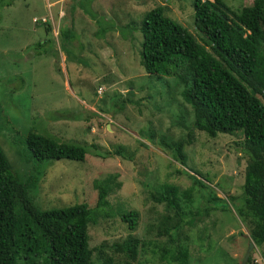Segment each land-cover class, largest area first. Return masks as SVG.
I'll list each match as a JSON object with an SVG mask.
<instances>
[{
	"label": "rangeland",
	"instance_id": "obj_1",
	"mask_svg": "<svg viewBox=\"0 0 264 264\" xmlns=\"http://www.w3.org/2000/svg\"><path fill=\"white\" fill-rule=\"evenodd\" d=\"M222 1L235 11L252 2ZM157 5L194 35L191 0H0V148L40 211L93 208V181L115 176L119 187L87 226L92 264H172L160 260V252L168 248L163 230L176 218L151 195L171 185L179 196L191 176L225 208L178 231L189 240L188 264H241L251 243L249 226L226 200H242L243 137L209 138L194 130L174 78L148 76L139 65V34L125 25L138 24ZM256 97L264 105V96ZM29 132L84 146V160L34 161L23 145ZM161 141L183 142V166ZM194 191L193 213L204 201V193ZM128 212L137 214L133 231L119 219ZM132 238L133 252H114L113 244ZM247 253L244 264H264V244H252Z\"/></svg>",
	"mask_w": 264,
	"mask_h": 264
},
{
	"label": "trees",
	"instance_id": "obj_2",
	"mask_svg": "<svg viewBox=\"0 0 264 264\" xmlns=\"http://www.w3.org/2000/svg\"><path fill=\"white\" fill-rule=\"evenodd\" d=\"M191 10L194 35L165 15L159 5L147 9L138 24L125 25L124 29L139 34V65L145 74L158 79L172 77L181 87L180 96L191 111L194 130L209 138L242 135V152L246 155L242 200L229 198L226 202L233 205L238 218L247 221L249 240L257 248L264 244V105L256 97L264 96V0H252L239 11L222 0H191ZM105 32L103 27L96 34ZM23 145L34 161L82 162L86 154L82 145L33 132L25 135ZM162 145L172 149L174 162L185 164L182 141ZM114 154L127 157L116 150ZM114 177L93 181V208L77 204L40 211L29 199L26 186L11 172L0 148V264H92L87 226L108 206V193L119 187ZM190 179L191 186L179 196L171 185L151 195L156 204L172 209L176 218L175 224L162 233L168 238V248L161 250L160 260L166 263L188 264L189 240L178 236V231L202 222L211 211L225 208H219L222 199L211 194L196 176ZM194 189L204 193V201L193 213L190 202ZM119 219L127 230L135 229L136 212L121 214ZM136 246L137 240L132 238L112 247L125 256Z\"/></svg>",
	"mask_w": 264,
	"mask_h": 264
},
{
	"label": "water",
	"instance_id": "obj_3",
	"mask_svg": "<svg viewBox=\"0 0 264 264\" xmlns=\"http://www.w3.org/2000/svg\"><path fill=\"white\" fill-rule=\"evenodd\" d=\"M251 246H252V243H250V244L248 245L247 252L250 250ZM247 252H246V254L244 255V258H243L241 264H244V262L246 261V258H247V255H248Z\"/></svg>",
	"mask_w": 264,
	"mask_h": 264
},
{
	"label": "clouds",
	"instance_id": "obj_4",
	"mask_svg": "<svg viewBox=\"0 0 264 264\" xmlns=\"http://www.w3.org/2000/svg\"><path fill=\"white\" fill-rule=\"evenodd\" d=\"M35 21V20H34ZM42 22H44L45 20L44 19H41Z\"/></svg>",
	"mask_w": 264,
	"mask_h": 264
}]
</instances>
